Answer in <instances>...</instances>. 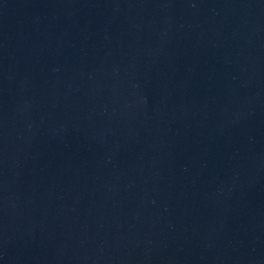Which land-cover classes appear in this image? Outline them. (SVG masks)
<instances>
[{
  "label": "water",
  "instance_id": "obj_1",
  "mask_svg": "<svg viewBox=\"0 0 264 264\" xmlns=\"http://www.w3.org/2000/svg\"><path fill=\"white\" fill-rule=\"evenodd\" d=\"M0 264H264V0H0Z\"/></svg>",
  "mask_w": 264,
  "mask_h": 264
}]
</instances>
